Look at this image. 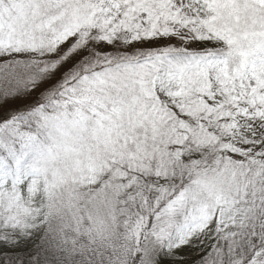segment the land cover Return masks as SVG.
Returning a JSON list of instances; mask_svg holds the SVG:
<instances>
[{
  "label": "snow or ice",
  "instance_id": "obj_1",
  "mask_svg": "<svg viewBox=\"0 0 264 264\" xmlns=\"http://www.w3.org/2000/svg\"><path fill=\"white\" fill-rule=\"evenodd\" d=\"M0 264H264V0H0Z\"/></svg>",
  "mask_w": 264,
  "mask_h": 264
}]
</instances>
